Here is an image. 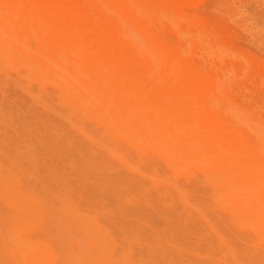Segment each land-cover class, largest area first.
I'll return each instance as SVG.
<instances>
[{"label": "rangeland", "instance_id": "1", "mask_svg": "<svg viewBox=\"0 0 264 264\" xmlns=\"http://www.w3.org/2000/svg\"><path fill=\"white\" fill-rule=\"evenodd\" d=\"M134 2L153 11L155 37L168 46L162 56L172 68L204 77L196 91L225 90L220 110H242L245 121L262 122L264 131V0ZM199 102L210 105L205 95ZM223 118L234 124L228 114ZM102 130L71 116L52 85L38 91L24 70L0 67V170L14 172L41 204L35 219L44 225L32 224L29 233L50 239L54 264H264V241L232 224L198 168L175 173L157 153L115 140L135 168L125 166L108 152V137H95ZM5 196L0 190V264H19L6 239L14 206ZM65 199L98 224L77 223L64 211Z\"/></svg>", "mask_w": 264, "mask_h": 264}, {"label": "bare ground", "instance_id": "2", "mask_svg": "<svg viewBox=\"0 0 264 264\" xmlns=\"http://www.w3.org/2000/svg\"><path fill=\"white\" fill-rule=\"evenodd\" d=\"M153 16L134 0H0V65L24 70L38 91L52 85L71 116L102 127L95 137H108L112 142L108 152L123 165L135 168L117 147L119 139L157 153L175 173L195 166L232 224L264 241V131L258 124L262 122L245 121L246 113L231 105L221 111L219 94L225 90L215 95L206 82L205 92L196 91L204 77H189L183 66L172 68L171 61L163 59L168 46L156 39ZM203 95L210 105L200 104ZM226 114L233 125L224 121ZM243 127L254 134L253 140L242 133ZM0 190L14 206L6 239L19 264H54L50 239L29 233L39 221L35 218L42 213L41 204L9 169L0 170ZM65 202L64 211L77 223L98 224L92 215Z\"/></svg>", "mask_w": 264, "mask_h": 264}]
</instances>
